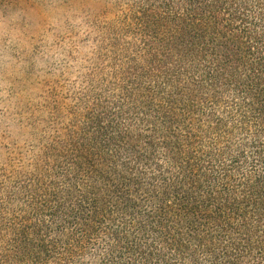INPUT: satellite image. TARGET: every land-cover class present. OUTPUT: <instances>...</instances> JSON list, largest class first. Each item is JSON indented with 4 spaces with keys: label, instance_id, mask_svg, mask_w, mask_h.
Wrapping results in <instances>:
<instances>
[{
    "label": "trees",
    "instance_id": "1",
    "mask_svg": "<svg viewBox=\"0 0 264 264\" xmlns=\"http://www.w3.org/2000/svg\"><path fill=\"white\" fill-rule=\"evenodd\" d=\"M18 129L0 264H264V0H106Z\"/></svg>",
    "mask_w": 264,
    "mask_h": 264
},
{
    "label": "rangeland",
    "instance_id": "2",
    "mask_svg": "<svg viewBox=\"0 0 264 264\" xmlns=\"http://www.w3.org/2000/svg\"><path fill=\"white\" fill-rule=\"evenodd\" d=\"M106 0H0V160L20 119L79 87V25ZM25 120V119H24Z\"/></svg>",
    "mask_w": 264,
    "mask_h": 264
}]
</instances>
